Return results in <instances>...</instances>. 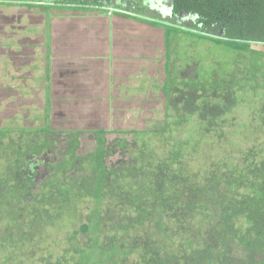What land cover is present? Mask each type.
<instances>
[{
    "label": "trees",
    "instance_id": "trees-1",
    "mask_svg": "<svg viewBox=\"0 0 264 264\" xmlns=\"http://www.w3.org/2000/svg\"><path fill=\"white\" fill-rule=\"evenodd\" d=\"M122 1L126 9L145 10L140 1ZM56 2L118 7L115 0ZM171 2L173 17L193 15L194 27L186 29L244 59L219 79L189 82L183 112L167 114L160 129L132 131L131 147L126 138L109 145L100 131L95 150L80 154L81 132L65 133L61 159L43 162L48 177H36L30 161L56 147L48 124L0 128L5 257L41 246L43 226L66 225L62 216L76 215L82 204L89 213L69 229L71 250L57 264H264V52L252 48L264 45V0ZM168 22L169 31L185 27ZM241 108L250 112L249 122L229 117ZM242 134L254 143L245 146ZM117 148L132 159L110 164Z\"/></svg>",
    "mask_w": 264,
    "mask_h": 264
},
{
    "label": "crops",
    "instance_id": "crops-1",
    "mask_svg": "<svg viewBox=\"0 0 264 264\" xmlns=\"http://www.w3.org/2000/svg\"><path fill=\"white\" fill-rule=\"evenodd\" d=\"M56 1H5L29 14L0 19V89L30 101L42 95L44 124L81 132V141L87 133L157 129L172 93L188 91L180 63L172 83L171 22L127 5L104 11Z\"/></svg>",
    "mask_w": 264,
    "mask_h": 264
},
{
    "label": "rangeland",
    "instance_id": "rangeland-1",
    "mask_svg": "<svg viewBox=\"0 0 264 264\" xmlns=\"http://www.w3.org/2000/svg\"><path fill=\"white\" fill-rule=\"evenodd\" d=\"M5 1L0 3V19L2 20L1 23L4 22V17H6V15L10 16L13 13H17V16L16 18H14V20L19 19L23 15H26L25 13L27 11L22 8V6L14 5L12 7H9V2L13 0H7L9 2ZM137 1H140L145 7V10L142 14L146 15L147 17L164 19L167 21L176 20L179 26H185L183 29H180V27H173L170 31L171 35L167 38L168 43H172L170 53L172 54L174 62H176L177 66L174 71L175 75L172 76L173 85H175L179 63L184 68L188 67L187 75H183L184 77H186L183 82L185 85H187L189 84V82L193 81L194 78H196L194 76L195 74L196 76L202 77L203 80L207 79V77L209 79L211 75L218 77L219 79V75H221L222 70L223 73H227V69L231 67V64H234V61L244 59L240 56L239 53L229 52L224 46L218 45L213 41L204 38L199 33L196 34L193 30H190V28L186 29V27H194V17L191 14H184L182 16H177L176 18L173 17L171 15L170 9V3L172 0ZM122 2V0H115L117 6H125L124 4H122ZM136 7L137 6H133L130 8L135 11ZM33 10L34 9H31L33 13H39L38 11L35 12V10ZM27 14H29V12H27ZM40 20L41 19L39 18V21ZM25 23L26 22L24 21L23 24ZM252 48L264 52V45H252ZM188 91L187 93L190 92ZM196 93L197 91L195 92V94ZM199 94L202 95L201 93ZM15 95L16 96H14V98H10L9 93L5 95L4 91L0 89V128H10L15 130L19 128H42L45 125L43 122L44 113L41 109L44 105L42 95L37 97L33 96L31 101L23 98L22 93H15ZM172 95L174 100L172 101V107L170 108V110H168V114L173 115L177 112H183L182 107L186 93H184V91L173 92ZM178 107H180V111H178ZM157 112L159 113L160 110H157ZM166 116L168 115H157L155 117L157 124L155 125V128L158 129L163 127L162 125L165 122ZM230 116L237 118L243 122H249L251 120L250 112L244 108L233 109V111L229 113V117ZM159 122H161L160 125ZM12 134L15 133L13 132ZM134 136L135 134L131 132H111L105 134V139L109 145H112L115 141L126 138L129 146L131 147L135 143ZM48 137H51V139L52 137H54L56 139V147L50 148L49 151L44 153L42 157H30V161L35 165V172L37 174L36 177L49 176L51 170L47 169L43 162L46 161L48 163H51L61 159L65 150L63 145L66 143V141H68L65 139L67 137L65 133L63 134L59 132H52L48 135ZM85 137V139H82L81 146L78 150V153L80 154H85L93 151L98 145L97 135L95 133H87ZM240 137L244 140L243 144L245 146H249L255 141L254 138L252 139V137L245 139L244 134H242ZM52 143H54V141ZM127 151L128 150L124 148H117L114 154L110 157V164L119 165L120 161L126 162L132 159V154H129V151ZM88 213L89 209L85 207V205H78L76 215L62 216L63 218L61 219L63 222L60 225H64L65 223L66 225L60 228H56V226L54 225L52 227H48L46 225L43 226L46 231L45 240L40 242L42 243L41 246L38 241V244H36V242L33 247L29 245L27 253L18 251V254H14V256L12 257L9 256V258L7 256V258L5 257L6 253L8 254V252H0V264H57V260L61 259V257L59 256L61 254L66 255V253L64 252H66V250H71L70 241L67 236L69 233V229L77 227L78 224L85 219ZM40 227V224H38L37 229ZM67 264H70V262H68Z\"/></svg>",
    "mask_w": 264,
    "mask_h": 264
},
{
    "label": "water",
    "instance_id": "water-1",
    "mask_svg": "<svg viewBox=\"0 0 264 264\" xmlns=\"http://www.w3.org/2000/svg\"><path fill=\"white\" fill-rule=\"evenodd\" d=\"M172 8V2L170 3V9ZM186 14V13H185ZM184 14H180L179 16H182ZM186 15H189V14H186ZM192 15V14H191Z\"/></svg>",
    "mask_w": 264,
    "mask_h": 264
},
{
    "label": "flooded vegetation",
    "instance_id": "flooded-vegetation-1",
    "mask_svg": "<svg viewBox=\"0 0 264 264\" xmlns=\"http://www.w3.org/2000/svg\"><path fill=\"white\" fill-rule=\"evenodd\" d=\"M3 1H5V0H0V3L3 2ZM6 1H7V0H6ZM149 1H150V0H149ZM151 1H152V0H151Z\"/></svg>",
    "mask_w": 264,
    "mask_h": 264
}]
</instances>
